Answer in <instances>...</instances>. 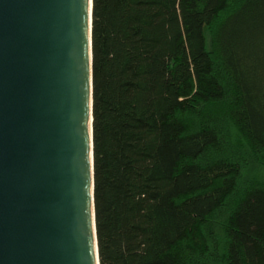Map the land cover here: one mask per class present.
<instances>
[{"label":"trees","instance_id":"obj_1","mask_svg":"<svg viewBox=\"0 0 264 264\" xmlns=\"http://www.w3.org/2000/svg\"><path fill=\"white\" fill-rule=\"evenodd\" d=\"M100 264H264V0H93Z\"/></svg>","mask_w":264,"mask_h":264},{"label":"water","instance_id":"obj_2","mask_svg":"<svg viewBox=\"0 0 264 264\" xmlns=\"http://www.w3.org/2000/svg\"><path fill=\"white\" fill-rule=\"evenodd\" d=\"M93 0H0V264H100Z\"/></svg>","mask_w":264,"mask_h":264}]
</instances>
